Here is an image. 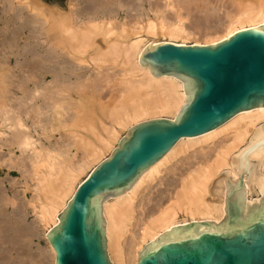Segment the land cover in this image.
Here are the masks:
<instances>
[{"label": "bare ground", "instance_id": "6f19581e", "mask_svg": "<svg viewBox=\"0 0 264 264\" xmlns=\"http://www.w3.org/2000/svg\"><path fill=\"white\" fill-rule=\"evenodd\" d=\"M189 1L69 0L65 10L0 0V167L22 178L7 171L0 178V264H55L48 232L80 184L134 126L176 120L189 102L188 82L144 65L146 50L166 42L217 44L264 24V0ZM215 2L232 7L223 22ZM195 9L219 21L190 22ZM121 13L128 20L115 26ZM263 128L264 109L236 115L222 128L181 139L129 187L108 194L100 207L112 264H138L167 235L222 225L226 175L240 183L233 161ZM33 233L47 248L37 259L29 252V260L19 259L13 251Z\"/></svg>", "mask_w": 264, "mask_h": 264}, {"label": "water", "instance_id": "95a60500", "mask_svg": "<svg viewBox=\"0 0 264 264\" xmlns=\"http://www.w3.org/2000/svg\"><path fill=\"white\" fill-rule=\"evenodd\" d=\"M141 62L158 74L188 82L189 102L176 120L156 118L137 124L77 188L48 232L55 264H112L100 206L157 165L181 140L222 128L236 115L264 109V24L236 32L217 44L162 43ZM264 128L251 148L233 161L240 183L226 175L228 196L222 225H206L167 235L149 246L138 264H264Z\"/></svg>", "mask_w": 264, "mask_h": 264}, {"label": "rangeland", "instance_id": "374dc122", "mask_svg": "<svg viewBox=\"0 0 264 264\" xmlns=\"http://www.w3.org/2000/svg\"><path fill=\"white\" fill-rule=\"evenodd\" d=\"M35 1H37V0H35ZM38 1H42V2H44L45 3V7H47V6H51V7H53V6H59V8H61V9H65V10H67V8L69 7L68 6V3H69V0H38ZM41 2V3H42ZM159 2L162 4V3H165V0H159ZM189 2H192L191 4H193V6H194V4L196 3V0H190ZM217 2H215L214 4L215 5H217L218 7H219V5L218 4H216ZM222 5V4H221ZM64 7V8H63ZM219 9L220 10H218L217 11V13L216 12H214V14H216V15H220L219 17L221 18V19H219V20H222V22L223 21H225L226 20V12H227V10H230L231 11V9H232V7H229V8H227V9H225L223 6H221V7H219ZM201 11V10H200ZM221 11V12H220ZM223 12V13H222ZM170 14V16L171 17H174V13H173V11H171V12H169ZM219 13V14H218ZM188 14V13H187ZM153 14H151V16H152ZM192 15V16H191ZM196 15V16H195ZM124 16V17H123ZM126 15L124 14V13H121V15H120V17H118L117 18V20H115L114 22H113V24L115 25V26H119L122 22V19L125 21V22H127V20L128 19H125L126 17H125ZM189 16H191V17H193V18H191L190 17V22H193V19H194V22L196 21H201L203 18H206V14L205 13H199V11L198 10H193L192 11V13L190 14L189 13ZM201 17V19L199 18V17ZM123 17V18H122ZM198 18V19H197ZM214 18V17H213ZM213 18L211 17L210 19H203V20H205L206 22L208 21V24L209 23H211L212 25L213 24H215L216 22H218L219 20H218V18H215L214 20H213ZM223 18H224V20H223ZM128 23H130V22H128ZM207 24V23H206ZM216 25V24H215ZM128 26H130V25H128ZM118 30H120V29H118ZM110 95H112V94H110ZM109 95V96H110ZM108 96V97H109ZM107 97V98H108ZM111 97V96H110ZM114 97V96H113ZM111 99V98H110ZM0 178H6L7 176H8V174H10L11 176H13V177H15L16 179H19V180H22V178H21V176H20V174L18 173V171L17 170H9V169H6V168H3V167H0ZM7 171V172H6ZM6 172V175H4V173ZM31 195V192L30 191H28V196L29 197H31L30 196ZM34 217H35V215L33 214V213H31V215H30V220H32V219H34ZM40 235V234H39ZM37 235L36 233H33V234H31V235H29L27 238H25V237H22V238H20V241H19V243H18V246H16V248L15 249H18V250H15V251H13L14 252V254L19 258V257H21V259H26V261L27 260H29L28 259V257H29V255L31 254H33L32 255V257H34L35 256V258L37 259V252H39L41 249H43L44 247L45 248H47V243H46V240H45V238L42 236V235ZM34 237V238H33ZM41 237V238H40ZM31 239V240H30ZM29 243V244H28ZM46 244V245H45ZM43 245H45V246H43ZM21 246V247H20ZM25 246V248H23ZM26 246H28L27 248H26ZM21 248V252H19L20 251V248ZM41 247V248H40ZM25 249V250H24ZM27 249V250H26ZM39 249V250H38ZM30 250V251H29ZM29 252V253H28ZM35 252H36V254H35ZM17 253V254H16ZM20 253V254H19ZM29 254V255H26V254ZM25 254V255H24ZM21 255V256H20ZM23 255V256H22ZM31 258V257H30ZM20 259V258H19ZM20 261V260H19ZM38 263V262H37ZM36 263V264H37Z\"/></svg>", "mask_w": 264, "mask_h": 264}, {"label": "snow or ice", "instance_id": "6c2138e0", "mask_svg": "<svg viewBox=\"0 0 264 264\" xmlns=\"http://www.w3.org/2000/svg\"><path fill=\"white\" fill-rule=\"evenodd\" d=\"M225 39H228V37H225Z\"/></svg>", "mask_w": 264, "mask_h": 264}]
</instances>
